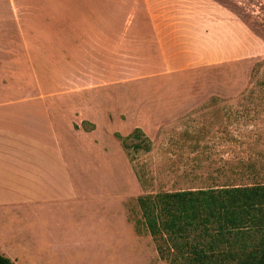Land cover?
Instances as JSON below:
<instances>
[{
    "label": "rangeland",
    "instance_id": "1",
    "mask_svg": "<svg viewBox=\"0 0 264 264\" xmlns=\"http://www.w3.org/2000/svg\"><path fill=\"white\" fill-rule=\"evenodd\" d=\"M8 1L0 88L12 109L53 121L71 197L26 204L19 160L0 162L14 179L4 184L18 187L0 198L10 201L1 252L14 264H192L183 244L198 239L212 262L238 264L264 243V209L240 230L214 224L179 238V248L160 239L163 253L138 221L142 194L264 184V0H225L203 6L205 16L180 14L186 6ZM137 127L150 150L125 146ZM27 131L36 139L44 128ZM55 177L36 182L40 192L67 193Z\"/></svg>",
    "mask_w": 264,
    "mask_h": 264
},
{
    "label": "trees",
    "instance_id": "2",
    "mask_svg": "<svg viewBox=\"0 0 264 264\" xmlns=\"http://www.w3.org/2000/svg\"><path fill=\"white\" fill-rule=\"evenodd\" d=\"M150 141L142 128L137 127L125 138V146H132L137 151L150 150ZM138 202L142 211L138 221L146 226L155 241L170 240L173 247L179 248L183 244L179 238L190 237L193 232L197 235L202 231L208 233L214 224L219 226L220 231L224 226L242 229L251 218L257 217V212L264 209V184L148 193L139 195ZM183 245L191 248L198 262L192 264H223L212 262L210 253L199 245L198 239L194 242L186 239ZM158 249L164 252L159 242ZM239 256L245 257L240 258L238 264H264V243ZM0 264H14V261L0 251Z\"/></svg>",
    "mask_w": 264,
    "mask_h": 264
},
{
    "label": "crops",
    "instance_id": "3",
    "mask_svg": "<svg viewBox=\"0 0 264 264\" xmlns=\"http://www.w3.org/2000/svg\"><path fill=\"white\" fill-rule=\"evenodd\" d=\"M77 2L79 4L86 5L112 4L115 5V11H117L116 8L118 7L124 8L126 10L128 9V6H130V9H132L135 5L186 6L187 11L183 12L181 10L180 14H184L186 12L189 15L199 16H205L206 14H210L211 11L209 10H212L207 7L203 8V6L226 5L225 0H82ZM8 3L31 4L32 2L24 0H9ZM68 3L77 4L76 2ZM96 15H98V17L100 18H105L110 14ZM1 84L2 82H0V85ZM9 95L10 94L8 93V91H6L5 87H3V89L0 88V162H12L13 159H16V161L19 160V171L21 173H25L26 176L25 180H23L22 178H20V180L30 181V183L26 182V186L21 187V194L24 193L23 195L25 197H33V201L28 198V200L30 201H26V204L30 202H40L42 201V199L45 200L49 198L48 196L57 197V201L60 200L58 196H67L70 199V168L69 164L62 156L63 142L59 139L55 127L53 128V121L48 117V115H45L44 112L22 108V104L19 105L21 108L12 109V100ZM48 95L51 94L42 92L40 96L42 97V99H45L48 97ZM40 127L44 128V131H39V133L42 134L43 137L29 139L27 130L29 128L33 129ZM44 169L46 174H52V176H56L55 179L57 184L58 182L63 181V183L68 188V192L59 194L54 193L52 195H47L48 193L46 192H40V183L37 184L36 182H40V179L42 180L46 177ZM10 173H12V169L10 170ZM35 174H37V177H35ZM38 175L40 176L39 179ZM12 178V174L11 176H4L0 173V198L10 196L11 194H14L13 192L15 190L18 189L16 185L4 184L5 181L14 180ZM4 191H11V193L6 192L4 194ZM8 202H0V213L5 211V205L10 204ZM2 220L3 217L0 216V236L6 235V227H4L1 223Z\"/></svg>",
    "mask_w": 264,
    "mask_h": 264
}]
</instances>
